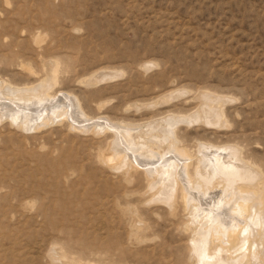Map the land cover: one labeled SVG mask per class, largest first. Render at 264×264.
<instances>
[{"label":"rangeland","instance_id":"obj_1","mask_svg":"<svg viewBox=\"0 0 264 264\" xmlns=\"http://www.w3.org/2000/svg\"><path fill=\"white\" fill-rule=\"evenodd\" d=\"M49 66L76 126L26 129L0 112V264H198L180 193L175 210L153 200L151 157L103 164L112 131L80 126L144 130L211 98L218 121L210 107L173 129L189 170L210 144L237 147L264 178V0H0V83L38 86Z\"/></svg>","mask_w":264,"mask_h":264},{"label":"bare ground","instance_id":"obj_2","mask_svg":"<svg viewBox=\"0 0 264 264\" xmlns=\"http://www.w3.org/2000/svg\"><path fill=\"white\" fill-rule=\"evenodd\" d=\"M49 71L42 83L32 88L15 89L0 83V112L5 114L6 110L9 115L19 119L20 127L26 129L31 124L37 128L58 117L67 119L75 127L76 123L69 120L75 112L73 98L68 94H51L56 76L51 66ZM101 77L106 78V74ZM174 95L176 91L165 97ZM217 106L210 98L206 108H198L194 115L161 118L146 123L144 130L120 127L105 120L80 128L93 132L99 129L112 131L114 141H109L108 149L99 155L103 164L115 166L116 169H130L140 166L139 157H151L145 162L150 167L147 166L144 171L152 178L147 180L150 181V190L154 192L153 200L162 201L173 209L176 193H180L191 217L194 230L192 250L198 264H264V178L260 169L243 160L237 147L201 144L196 151V165L190 171L191 154L176 145L173 131L176 123L191 119L204 121V115L211 113L210 107L214 109L218 121L221 113ZM164 125L169 127V132L165 131ZM150 132L155 133V139L162 140L163 144L155 142L159 144L158 155L151 148L153 139L146 136H150ZM159 134H164V137ZM158 158L161 161H157Z\"/></svg>","mask_w":264,"mask_h":264}]
</instances>
